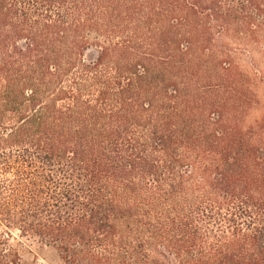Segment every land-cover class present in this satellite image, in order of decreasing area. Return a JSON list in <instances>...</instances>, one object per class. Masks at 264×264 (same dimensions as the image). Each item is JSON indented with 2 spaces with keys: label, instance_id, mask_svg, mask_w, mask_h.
Segmentation results:
<instances>
[{
  "label": "trees",
  "instance_id": "obj_1",
  "mask_svg": "<svg viewBox=\"0 0 264 264\" xmlns=\"http://www.w3.org/2000/svg\"><path fill=\"white\" fill-rule=\"evenodd\" d=\"M31 245L264 264V0H0V264Z\"/></svg>",
  "mask_w": 264,
  "mask_h": 264
},
{
  "label": "rangeland",
  "instance_id": "obj_2",
  "mask_svg": "<svg viewBox=\"0 0 264 264\" xmlns=\"http://www.w3.org/2000/svg\"><path fill=\"white\" fill-rule=\"evenodd\" d=\"M16 235V233L14 234ZM27 246L28 243H25ZM28 252L23 253L26 262L36 261V264H60L55 252L49 248H38L34 245L29 246Z\"/></svg>",
  "mask_w": 264,
  "mask_h": 264
}]
</instances>
